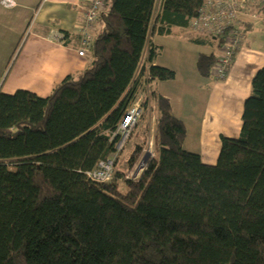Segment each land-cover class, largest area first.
I'll use <instances>...</instances> for the list:
<instances>
[{
	"label": "trees",
	"instance_id": "1",
	"mask_svg": "<svg viewBox=\"0 0 264 264\" xmlns=\"http://www.w3.org/2000/svg\"><path fill=\"white\" fill-rule=\"evenodd\" d=\"M155 4L105 0L86 70L45 97L0 91V264H264V65L214 165L184 149V123L151 87L156 157L125 189L117 180L141 144L112 182L83 174L113 153L110 132L141 83L174 78L152 65L161 49L151 36L180 28L203 41L188 27L201 0H162L154 15ZM217 56L198 57L201 76Z\"/></svg>",
	"mask_w": 264,
	"mask_h": 264
},
{
	"label": "crops",
	"instance_id": "2",
	"mask_svg": "<svg viewBox=\"0 0 264 264\" xmlns=\"http://www.w3.org/2000/svg\"><path fill=\"white\" fill-rule=\"evenodd\" d=\"M89 1L0 0V60L5 53L12 54L16 47L20 48L11 65V68L16 65V78L3 89V93L27 90L45 97L64 78L76 76L90 66V51L83 56L78 55L83 12ZM161 3L162 0H156L154 15L159 12ZM245 20L242 47L221 80H216L211 73L208 77L201 76L196 67L201 54L217 56L219 44L215 40L193 35L203 41L187 42L193 51L198 52L196 56H190L181 52L177 41L170 40L174 28L169 35L151 36V42L161 49L152 65L174 71L172 80L153 81L151 87L169 101L174 116L184 123V149L197 153L202 163L207 165L216 163L222 136L238 137L243 102L250 95L251 79L264 65L262 28V34L256 33L254 24L248 22V18ZM27 26L32 31L30 29L31 32L25 35ZM99 29L96 22V35ZM22 50H25L24 55ZM3 70L0 79L5 72Z\"/></svg>",
	"mask_w": 264,
	"mask_h": 264
},
{
	"label": "built area",
	"instance_id": "3",
	"mask_svg": "<svg viewBox=\"0 0 264 264\" xmlns=\"http://www.w3.org/2000/svg\"><path fill=\"white\" fill-rule=\"evenodd\" d=\"M104 4L105 0H90L88 7L83 12V25L80 33L81 46L78 51L80 56L90 51L96 36L95 24ZM246 18L251 24H260L264 34V0H201L197 14L190 19L188 27L191 32L219 38V53L211 69V75L216 80L225 78L236 53L242 47ZM150 90L151 85L143 81L119 124L110 132V141H114L113 153L107 158L99 160L92 169L83 172L88 180L96 183H108L115 179L117 156L142 119L144 109L151 100ZM130 173L128 174L130 175ZM125 178L135 180L138 177L131 175V177L126 176Z\"/></svg>",
	"mask_w": 264,
	"mask_h": 264
},
{
	"label": "rangeland",
	"instance_id": "4",
	"mask_svg": "<svg viewBox=\"0 0 264 264\" xmlns=\"http://www.w3.org/2000/svg\"><path fill=\"white\" fill-rule=\"evenodd\" d=\"M105 8H106V5L104 4L100 13L104 11ZM30 29H28V26H27V29L25 30L24 34L26 35L30 31ZM253 30L256 33L262 34L261 25L258 23L254 24ZM190 36L191 34L187 30L180 29V28H174L173 34L169 38L172 41L178 42L177 44L181 46V52H183L184 54H188L190 56H193V55L196 56L198 52L193 51L192 47L187 45V42L190 40ZM19 49H20L19 47H16V49H14L12 54L5 53L4 57L0 60V76H1L2 71H4L3 69H5V72H3L4 74H2L3 76L0 79V91L2 92H3V89H5L6 87H9V84H11V81L16 78L14 76L16 65L15 67H12V68H11V65L13 64V61L15 60L17 55L19 54L20 52ZM24 51L25 50H22L23 55H24ZM0 57H1V54H0ZM185 58H186V55H185ZM162 59H165V55H162ZM186 60L187 58L185 59V61ZM7 61L9 63L6 65L7 66L6 67L5 64ZM153 101L154 100L152 101L150 100L149 104L144 109L142 119L140 120L137 126L138 128L136 129V132L138 133L134 131L135 133H133L132 136L130 135L129 139L126 141V143L124 144V147L122 148V150L119 152L117 156L116 168H115L116 174H117V170H116L117 168L123 171L125 170L126 159L129 153L131 152V150L133 149V147L137 144L138 145L141 144L143 147L141 156L138 160V164L136 165L135 168L131 170L132 172L130 171L131 172L130 175L127 173L123 175L122 177H119V179L117 180L119 181L118 184L121 189H125L124 181L131 179V178H125L126 176L131 177V175H133L134 177L135 175H137V177L139 178L143 170L146 168L147 164L150 162V160L154 159L157 155V151H156L157 147L155 145V135H154L156 115H155V109L152 108V103H151ZM137 166H138V169L136 170Z\"/></svg>",
	"mask_w": 264,
	"mask_h": 264
}]
</instances>
